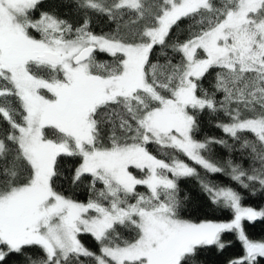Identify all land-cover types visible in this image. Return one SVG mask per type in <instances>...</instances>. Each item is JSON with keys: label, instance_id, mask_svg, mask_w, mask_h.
Here are the masks:
<instances>
[{"label": "snow or ice", "instance_id": "6c2138e0", "mask_svg": "<svg viewBox=\"0 0 264 264\" xmlns=\"http://www.w3.org/2000/svg\"><path fill=\"white\" fill-rule=\"evenodd\" d=\"M244 192L264 0H0V264H264Z\"/></svg>", "mask_w": 264, "mask_h": 264}, {"label": "trees", "instance_id": "16d2710c", "mask_svg": "<svg viewBox=\"0 0 264 264\" xmlns=\"http://www.w3.org/2000/svg\"><path fill=\"white\" fill-rule=\"evenodd\" d=\"M101 58H106V57H101ZM203 131H204L205 135H209V136L219 137V136L223 135L218 129H216L210 125H206L204 127ZM154 154H155V152H154ZM214 155H215V157H217L219 159H225L226 158L224 150L219 148V147H217L215 149ZM215 179L221 184L231 183L227 177L217 176ZM187 187L194 188L195 187L194 182L189 183L187 185ZM243 195H244L243 203L246 206H252V207L257 208V209L264 207V195H261L260 193H257L256 195H250L247 192H244ZM86 197H87V193H85V192H81L78 194V198L81 201H86ZM210 218L220 220V221H225V220H228L230 218V213L217 212L214 215L210 216ZM247 232H248L249 236L253 239H257V240L264 239V222L257 221L255 223L248 224L247 225ZM85 242L94 251L96 250L94 244L91 241H85ZM240 251H241V248H240L239 243H235L234 244V251L230 252L229 255H239ZM213 259H215V258H213Z\"/></svg>", "mask_w": 264, "mask_h": 264}]
</instances>
